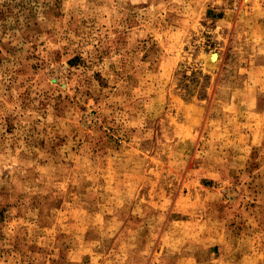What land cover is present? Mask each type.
Listing matches in <instances>:
<instances>
[{
  "label": "rangeland",
  "instance_id": "374dc122",
  "mask_svg": "<svg viewBox=\"0 0 264 264\" xmlns=\"http://www.w3.org/2000/svg\"><path fill=\"white\" fill-rule=\"evenodd\" d=\"M0 264H264V0H0Z\"/></svg>",
  "mask_w": 264,
  "mask_h": 264
}]
</instances>
